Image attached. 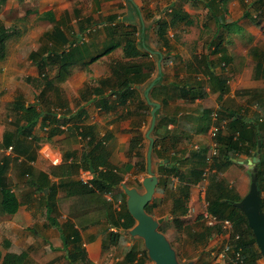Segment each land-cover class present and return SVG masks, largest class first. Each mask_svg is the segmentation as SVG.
<instances>
[{"label": "crops", "instance_id": "0c3cea01", "mask_svg": "<svg viewBox=\"0 0 264 264\" xmlns=\"http://www.w3.org/2000/svg\"><path fill=\"white\" fill-rule=\"evenodd\" d=\"M178 1L136 0L142 11H145L144 15L148 13L150 17V14H153V17L164 18L169 23L166 32L169 45H164L167 49L165 56L168 53L170 58L167 65L171 72L167 83L196 84L195 74H200L198 79L203 77L205 80L203 86L205 95L197 97L194 101L190 100L189 94L178 97L174 90L169 92L170 101L164 109L162 105V117L166 113L174 116V120L168 125L160 126L158 137L165 130L184 135L188 133V136L180 139L171 153L177 152L183 158H190L193 150L197 149L206 155L208 161H211L209 157L213 156L214 141L211 128L217 122L212 117L213 110L224 107L227 112L244 113L248 120L255 117L258 112L264 113V0H228V11L223 19L225 24L219 29L217 41H212L211 34H198L195 37V42L198 40V43L192 48H189L187 43L189 34L178 33L184 23L173 24V5ZM198 4L207 8L204 2ZM153 6L160 7L158 14L151 13L150 9L147 10ZM235 6L240 7L236 16L231 13ZM36 9L39 21L48 22L52 26L43 34H35L33 49L29 52L26 65L23 64L22 68L25 72L21 76L26 77L27 83L19 78L21 80L17 85L20 88L16 86L17 88L14 87L12 92L0 97V163L4 166L2 168L0 166V264L8 253L19 256L16 264L40 263L37 261L45 264L55 262L70 264L64 248L61 226L66 230V225L72 222L79 227L88 258L93 264L105 262L103 251L109 248L117 249L119 252L111 264H122L127 247L139 238L133 240L122 232L125 236L113 241L109 235L113 225L105 218L104 213L99 214L97 199L91 196L89 198V196L68 195L69 178L81 180V176L86 172L93 179L95 171L81 164L88 149L89 136L85 138L79 134H71L68 129L70 122L66 120L81 106L85 107V123L94 124L98 136L111 133L106 146L108 152L106 160L123 174L121 182L142 189V181L148 175L147 163L146 167H143L146 155L143 154L142 157L141 151L147 139L144 129L149 110L135 111L134 106L128 110L123 105L107 110L99 104L102 96L92 93L91 88L98 86L103 78L113 74L116 61L128 64L143 62L144 71H150L152 74L156 68L155 62L150 54L135 53L128 44L127 34H130V31L123 24L131 17V13L126 0H38ZM186 10L191 11L187 7ZM48 11L53 12L55 22L44 18V14ZM246 18L249 22L245 20ZM56 28H59L63 34L56 33ZM223 30H225L224 34H222ZM242 32L245 34H241ZM158 39H160L159 35ZM202 40L210 42L212 47L200 46ZM217 42H222V49L216 52ZM115 43H118L117 47L88 63L92 57L106 52L108 47ZM161 43L163 44V40ZM36 50H45L43 55L47 59V65L43 68L38 63V59L31 56L32 51ZM200 50H205V54L208 55L207 62L220 78L219 80L211 81L209 74L195 71L192 64H196V54ZM63 51L70 54L74 63L70 66L69 75L65 80L60 81L55 76H58L62 62L58 56ZM8 56L9 49L5 58ZM175 60L176 63L172 66L170 62L174 63ZM44 72H47L46 76ZM5 86L0 80V92L4 91L2 89ZM37 94L41 98L39 102L36 99ZM4 102L7 107L3 106ZM19 103L36 107L44 113L56 114V123L52 122V118L44 122L42 116L33 125L30 133L27 132L29 133L27 140L21 136V139L10 145L11 150L1 151L2 148L9 147L3 143L7 130L18 129L16 124ZM207 109L211 110L209 114L211 118L205 120L202 114ZM230 119L231 117H227L228 121ZM207 123L210 126L204 130ZM66 138H69L70 142L62 141ZM160 147L161 144L157 148ZM70 152L73 153L70 155ZM155 152L157 153L156 150ZM158 157L164 159L158 164L160 180L163 176L170 178L174 183L173 187L167 189L159 180L153 198L162 199L156 207L159 210L169 199L171 207L174 195L180 192L179 184L188 182L190 172L195 165L191 163L185 166L168 165V158L160 155ZM249 157L251 156H240V160L232 166L239 165V162L242 163ZM64 163L74 164L75 170L69 173V168H60L57 169L59 172L54 174L52 167ZM209 164L211 165V162L206 164L204 177L196 183H190V211L193 208L203 212L207 210ZM4 187L17 195L19 206L16 211H10L5 207ZM122 190L123 188L118 185L105 194L106 206L109 210L115 211L120 208L121 198L116 199V194L118 195ZM239 192L244 195L240 190ZM49 204L53 205L51 212L48 209ZM155 211L150 213L156 218L168 216L156 215ZM49 213L56 218L54 224L50 223ZM71 213L77 216L72 218L69 215ZM194 217L198 219L201 216L195 212ZM79 220L85 227L79 224ZM117 231L120 230L117 228ZM229 237L228 233L223 232L213 238L211 245L216 248L218 255L216 259L210 260V264H227L225 262L227 257H221L219 253ZM259 264H264L262 258L259 259Z\"/></svg>", "mask_w": 264, "mask_h": 264}, {"label": "trees", "instance_id": "16d2710c", "mask_svg": "<svg viewBox=\"0 0 264 264\" xmlns=\"http://www.w3.org/2000/svg\"><path fill=\"white\" fill-rule=\"evenodd\" d=\"M189 0H179L174 3L172 14H174L173 24L181 25L192 24L193 17L192 14L186 10L183 6L184 2ZM198 4L204 2L207 7L206 15V26L209 21L214 23V29L212 28V41H217L219 38V29L225 24L223 19L225 18V13L228 11V0H190ZM199 5V4H198ZM145 17L149 18V14L145 13ZM44 18H48L55 22L53 12L48 11L44 14ZM230 25V24H227ZM234 25V23H232ZM157 33L163 44L168 46L167 30L169 23L164 18H156ZM209 27V25H208ZM56 33L63 34L59 28H56ZM14 35L11 27L7 26L3 20L0 19V58H4L7 53L8 40ZM128 44L135 53L142 52L149 55V52L142 51L139 43H135L134 39L128 38ZM118 43L112 44L108 47L106 52L95 55L88 61H95L102 55L110 52L112 49L117 47ZM222 42H217L215 45L216 52L221 47ZM45 51V50H44ZM43 50L32 51L31 56L38 59V63L43 68L47 65V59L44 57ZM62 62L59 66L58 76L56 79L63 81L66 76L70 73V66L74 63V60L70 58V54L63 51L59 56ZM169 54L165 56L164 64L167 62ZM196 64H192L195 67L197 73H204L210 75L211 81H216L214 79H220L214 71H212L210 64L207 62L208 55L205 54V50H200L196 54ZM143 62L136 63H124L123 61H116L113 67V74L111 76L103 78L98 86L91 88V92L99 94L102 101L99 104L106 107L107 110L116 109L119 105H123L129 109L133 108L135 111H140L141 109H150L149 104L141 97V93L137 85L144 83L149 77L152 76V72L144 71ZM201 69H198V67ZM257 69V66H256ZM47 72H44V76ZM198 75L195 74L196 84H178L172 83L168 84L164 82L162 85L155 87L152 91L153 97L160 100L163 109L170 101V93L173 89L176 96L181 97L185 94L190 95V100L194 101L197 97L205 95L203 86L205 80L203 77L198 79ZM202 75V74H201ZM217 80V81H218ZM224 82L226 80H223ZM222 81V82H223ZM172 85V86H171ZM224 90V88H222ZM223 107V106H222ZM19 111L17 113L18 123L16 124L18 129L7 130L3 143L6 146L12 145L21 139L27 140L33 125L43 116L44 122L47 119L52 118V122L56 123L57 116L52 112L44 113L42 110H38L33 106H26L23 103H19ZM224 108V107H223ZM219 108L218 111L221 113L222 117H231L225 128H221L218 131L217 141L218 147L217 152L213 154L211 161H208L206 155L201 153V151L195 149L193 150L190 158H183L177 152L171 153V150L176 147L183 136H188L184 134H178L171 130H165L163 134H159L157 141L155 142V150L157 154L168 158V165L182 166L187 163L195 165V168L191 170L188 182L184 184H179V194L174 195L170 213L171 221L178 226L179 229L186 227V219L189 216L190 205H189V189L190 183H196L199 179L204 177L203 173L206 171V164L211 162L209 173H208V185H207V210L213 215L220 219L229 218L233 221L234 232L240 234V239L235 242V247H242L241 258L244 264H259V259L262 258V253L260 248L256 243V238L252 228L250 227L247 217L245 214L236 206V202L239 201L243 194L239 192L237 187L231 184L225 177L224 173L231 168V166L240 160V156L249 155L252 156L253 152L257 149V144L259 138L262 140V150L260 152V161L257 163L259 184L263 194L264 200V119L262 115L264 113L258 112L255 117L247 119L244 113H233L227 112L226 109ZM214 111V110H213ZM212 111V112H213ZM211 110L207 109L202 114L203 117L207 119L209 117ZM230 113V116H229ZM86 114L85 107L81 106L79 110L68 117L66 121L70 122L68 129L71 134H79L82 137L89 136L88 149L85 151L83 156L82 165L87 168H92L95 171V176L90 182H84L75 178H69L67 183L70 188L68 190V195H78V196H90L97 199L99 214L104 213L105 218L108 219L111 225L116 228H129L135 223L134 217L128 210L126 203V194L122 190L116 194V199L121 198L120 208L113 211L109 210L106 206L107 198L105 194L115 189L116 186L123 180V174L119 172L118 168L110 164L106 157L108 152L106 151L107 143L111 137V133L107 132L103 136H98L94 124H88L84 121V115ZM169 114L164 113L161 120L158 121L155 129V133L158 135V129L160 126L166 124L168 125L171 120H174V116H168ZM21 121H24L22 124ZM21 122V124H20ZM209 122V120H208ZM209 123L205 125L204 130H207ZM56 130V128H52ZM29 132V133H27ZM27 134V136H26ZM142 134V131L141 133ZM63 142H70L69 138L63 139ZM136 141V139L134 140ZM161 144L160 148H157ZM134 145H132L133 148ZM73 152H70V155ZM191 159V160H189ZM240 167H246L245 164L239 162ZM1 168L4 167L0 163ZM144 168L146 167V161L144 162ZM69 168V173L75 170L74 164L64 163L63 165L53 166V173H57V169ZM4 171V170H2ZM208 171V169H207ZM251 171V170H250ZM160 183L169 189L174 186V183L170 178H165L162 176ZM53 190V188H52ZM4 203L5 207L10 211H16L19 202L17 195L12 192L9 188L4 187ZM55 194V192H52ZM161 198H155L153 201L149 202L146 209L149 212H154L155 208L161 203ZM53 204H55L53 202ZM53 205L50 206L49 210ZM70 217L75 218L77 215L75 213L69 214ZM103 215V216H104ZM203 215V214H202ZM48 218L50 223H55L56 218L53 214L49 213ZM79 224L85 227L84 223L79 220ZM67 229L61 226V231L63 234L64 248L67 251V259L70 264H93V262L88 258L86 247L83 243L80 229L75 226V223H68ZM163 229V225L160 227ZM224 229L221 224L217 225H205L201 230L194 234V239L200 243H208L210 239L214 238L215 235L222 234ZM110 238L116 241L121 236H125L121 231L111 230L109 232ZM125 260L122 264H151V259L147 254V250L144 246L143 240H136L130 247H127L125 253ZM17 254L8 253L1 264H16L18 259ZM227 264H234V262L227 258L225 261ZM27 264V262L21 263ZM197 264H210V261H203Z\"/></svg>", "mask_w": 264, "mask_h": 264}, {"label": "rangeland", "instance_id": "374dc122", "mask_svg": "<svg viewBox=\"0 0 264 264\" xmlns=\"http://www.w3.org/2000/svg\"><path fill=\"white\" fill-rule=\"evenodd\" d=\"M37 1L38 0H26V1L20 2L19 0H0V19H2L5 23H7V25L12 28L13 33H14V35L8 40L7 49H9V56L7 58L5 57L0 58V77H1L0 80H2V84L4 86L6 85L2 89L4 91L0 92V97L1 95L5 93L8 94V92H12L14 87L16 86L19 87V85H17L18 83H20L19 80L24 79L21 81L27 83V81L25 80L26 77L21 76V75H24L23 73L25 72L24 70H22V68L24 67L23 64H25V61L27 60V56L29 55V52L33 49V44L36 41L34 39V37L36 36L35 34H43L47 28H51L52 26L48 22L39 21V17H37L38 13L36 12ZM250 2L251 1H249V4ZM183 4L185 8L187 7V9L191 10L190 12L194 14L192 15L193 23L189 25L183 24L181 28H179L178 33L179 34H189V37L187 38V43H188L189 48H192V47H195V45L198 43V40H196L195 42V37H197L198 34L206 35V34L212 33V28L214 27V23L213 21L212 22L209 21V24H208L209 27L208 25L206 26L205 23L207 21L206 20L207 8H205L203 5H198L194 3V1H190V0L187 2H184ZM237 6H235V8L233 7V10L231 11L232 15L234 16H236L237 12H239L240 7H237ZM149 9L152 11L151 13L154 12V14H158V12L160 11L159 6L149 7L147 10ZM145 19H146L147 25L149 26V34H150L151 43L156 48H159L161 51H163V53L165 54L167 49L164 48V44L161 43V39H158V33L156 29L157 28L156 18L153 17V14L152 15L150 14V17L149 18L145 17ZM128 20H125L123 24L124 26L128 28V31H130V34H127V35L129 38L134 39L135 43H139V38H140L139 26L133 22L132 17H129ZM245 20H248L249 22V19L246 18ZM221 32H222V29H221ZM224 32L225 30H223L222 34H224ZM170 33H171V30L169 29V34ZM125 34H124V37H125ZM241 34H245V32H242ZM200 46L202 47L206 46L209 48L212 47V45H210V42L207 43V41L205 40H202V43L200 44ZM141 49L142 51L143 50L146 51L142 47ZM150 57L155 62V67H156L152 74L153 76L156 74L157 64H156L155 57L152 55ZM169 59L170 58L167 59V62ZM164 60H163V68L165 71V76H164L163 83L168 81V76L171 72L169 70L167 62L164 64ZM175 63H176V60L174 63L170 62L172 66ZM171 90L173 91V89ZM141 97H142V93H141ZM36 99H37V102L41 101L39 94L36 95ZM3 106L7 107L6 102L3 103ZM215 111H218V109ZM215 111L212 112V117L213 119H215L216 117L215 119L217 121L216 123L218 122L221 123L224 120H227V117H222L219 111L217 113ZM147 116L148 117L146 119V122H147L146 127L148 126V123L151 118V106H150ZM147 145H148V140L146 139L145 147L141 151L142 157H143V154L146 155ZM252 156L249 158H252ZM243 164H245L246 167L240 168L239 165L232 166L230 169H228L225 172L224 176L231 184L235 185L237 189H239L242 193L245 194L250 188L251 171L247 166L248 164H247L246 158ZM170 202L171 201L169 199V201L163 204V206L159 210L155 208L156 210L155 214L156 215H168L166 216L167 219L163 223H161L160 227L163 225V229L165 230L164 232L167 234L173 246L176 248L178 252V257H179L180 262L186 263L188 261H193L194 264H197L203 261H210L213 258L216 259L218 255V251H216V248H213V246L211 245L213 244V241H214L213 238L208 240L209 242L206 243V245L194 239V234L198 232L199 230H201L202 227L205 226L206 224L205 220L203 219V215H201V213L203 214V211L193 208L189 212V216L186 219V224H187L186 227L179 229L178 226H176L170 220L171 219V213H170L171 207L169 205ZM195 212L201 217L198 219L194 217ZM103 254L105 256V262H101V264H104V263L111 264L114 261V259H116V254H119V252L117 249L109 248L108 250L106 249V251H103ZM37 262H40L37 264H45V263H42L41 261H37ZM34 264H36V262H34ZM53 264H62V263L55 262ZM151 264H155L153 260H151Z\"/></svg>", "mask_w": 264, "mask_h": 264}, {"label": "water", "instance_id": "95a60500", "mask_svg": "<svg viewBox=\"0 0 264 264\" xmlns=\"http://www.w3.org/2000/svg\"><path fill=\"white\" fill-rule=\"evenodd\" d=\"M132 20L139 26L140 38L139 44L147 52L156 59V74L149 77L144 83L138 85L143 99L151 106V118L148 126L144 129L145 137L148 140L146 148V163L148 175L143 179V188L129 186L125 182H121V186L127 195L126 203L129 212L135 219L133 226L129 228H118L121 232L128 234L130 238L135 240L141 238L147 250V254L155 264H194L193 261L181 263L178 252L173 246L167 234L160 229L167 217L162 216L156 218L151 214L146 206L152 201L156 194L159 184L160 175L158 174V164L164 159L158 157L155 152V142L157 135L155 129L158 121L161 119L162 103L153 97V89L163 84L165 71L163 68V60L165 54L159 48H156L150 40L149 26L146 23L145 15L141 6L136 0H126ZM262 150V140L259 138L257 149L252 158L247 160L249 169L251 170L250 188L243 197L236 202V206L245 214L248 223L252 228L256 243L262 253V261L264 263V200L262 190L259 184L257 163L260 161V152Z\"/></svg>", "mask_w": 264, "mask_h": 264}, {"label": "built area", "instance_id": "2783aa9c", "mask_svg": "<svg viewBox=\"0 0 264 264\" xmlns=\"http://www.w3.org/2000/svg\"><path fill=\"white\" fill-rule=\"evenodd\" d=\"M215 112L217 113L218 111ZM224 121L221 123L220 122L215 123L211 128V135L213 136L214 139L212 143V154H215L217 152L216 150L218 147V141H217L218 131L221 128H225L227 126L228 121L227 120ZM11 149L12 146H9L8 148H2L1 151L11 150ZM211 158L212 156L209 157V159ZM84 174L85 175H82L80 179L84 182H90L92 177H90L88 173L86 174V172ZM203 219L205 220L207 225L221 224L224 229V232L230 235L229 240L224 244L221 252L219 253L220 256L230 258L234 262V264H244L241 258L242 247L240 246L238 248L235 247V242L240 239V234L234 232L233 221L229 218L220 219L217 216L210 213L208 210L203 212ZM112 230H117V228L113 226Z\"/></svg>", "mask_w": 264, "mask_h": 264}]
</instances>
